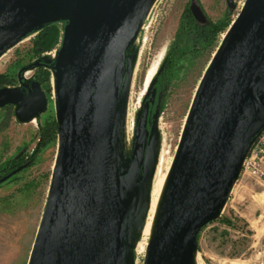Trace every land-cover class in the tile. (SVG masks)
<instances>
[{
  "label": "water",
  "instance_id": "1",
  "mask_svg": "<svg viewBox=\"0 0 264 264\" xmlns=\"http://www.w3.org/2000/svg\"><path fill=\"white\" fill-rule=\"evenodd\" d=\"M151 1L0 0V54L47 23H64L55 58L45 61L54 80L57 153L28 264H126L146 107L126 168L115 165L113 153L125 53ZM189 10L205 23L196 2ZM34 86L26 96L19 87H1L0 107L13 104L17 121H31L46 108ZM263 127L264 0H245L194 93L143 264H191L200 229L219 216Z\"/></svg>",
  "mask_w": 264,
  "mask_h": 264
},
{
  "label": "rangeland",
  "instance_id": "2",
  "mask_svg": "<svg viewBox=\"0 0 264 264\" xmlns=\"http://www.w3.org/2000/svg\"><path fill=\"white\" fill-rule=\"evenodd\" d=\"M231 1L232 9L228 7L227 0H193L205 14L206 23L211 20L222 27L214 40L205 43L196 39L188 23L183 27V16L191 4L189 0H157L141 21L126 50L127 73L117 122L127 111L129 144L126 161L116 164L120 170L126 168L129 162L135 128L144 108L143 100L153 78L164 64L169 61L173 63L160 111L151 119L148 130L140 188L129 218L127 234L132 228L139 198L146 204L159 179L167 177L168 180L200 79L245 2ZM58 28V42L42 56L47 64H52L54 50L61 43L62 22H58ZM36 35L37 31L25 35L23 40L0 54V74L10 77L14 84L19 81L20 66L34 61L38 56L32 51ZM47 70L50 83V90L45 86L48 104L39 117L21 123L17 121L11 105L0 108V168L17 151L25 150L30 155L40 141L41 127L56 122L52 74L49 68ZM33 71L34 68L24 71L22 80H29ZM118 134L117 126V147ZM56 153L57 136L39 151L31 166L0 182V264H28ZM223 217L230 219L231 224H223L220 220ZM151 237H139L136 248L127 242L126 264H143ZM196 243L195 251L203 264H264V180L241 171L219 216L200 229Z\"/></svg>",
  "mask_w": 264,
  "mask_h": 264
},
{
  "label": "trees",
  "instance_id": "3",
  "mask_svg": "<svg viewBox=\"0 0 264 264\" xmlns=\"http://www.w3.org/2000/svg\"><path fill=\"white\" fill-rule=\"evenodd\" d=\"M186 11V14L183 16V27H186V23H188V28H193L192 30L195 32V37L197 40L207 43L216 38L222 27L213 23L211 20H209V22L204 25H200L194 22L189 10L187 9ZM187 17L189 18L187 19ZM59 36L60 30L58 28V22H52L43 25L40 30H37V35L32 43V51L38 55L44 51H50L58 42ZM172 67V61H169L162 66V68L153 78L148 93L143 100L144 107L147 108V130L150 128L152 121L151 119L154 117L155 113L157 114L160 111L163 99L165 97V92L168 87L169 79L171 77ZM41 77V80L44 81L47 90H50L49 71L46 70L42 72ZM9 82L10 80L7 79L5 75L0 74V85L5 83L7 84ZM56 136L57 123L55 121L41 127L40 141L37 142L32 150V153L27 155L24 152L25 150L17 151L9 160L4 163V166L0 168V182H2L3 179L5 180L6 178L11 177L12 174H17L24 168L31 166L34 162L35 156L39 153V151L44 146H46L48 142L55 139ZM220 220L225 225L231 224L230 219L227 217H223Z\"/></svg>",
  "mask_w": 264,
  "mask_h": 264
},
{
  "label": "bare ground",
  "instance_id": "4",
  "mask_svg": "<svg viewBox=\"0 0 264 264\" xmlns=\"http://www.w3.org/2000/svg\"><path fill=\"white\" fill-rule=\"evenodd\" d=\"M156 1L157 0L151 1L143 18L146 17L147 13L153 7ZM140 25L141 24H139V26ZM32 32H35V31H32ZM57 50H54V55H56ZM5 51L2 52L1 55L4 54ZM47 68L50 69L49 66ZM51 74H52V80H53L52 71H51ZM53 84H54V80H53ZM53 96H54V91H53ZM117 126H118V133H119L118 134L119 135L118 136V147L115 146V150L113 153L115 165L117 163L122 164L124 161H126V158L128 155L129 125H128L127 111H124L123 116L120 118L119 122H117ZM166 181H167V177H161L159 179V181L156 184L155 189L153 190L152 193H150L151 195L149 196V199L146 204L144 203V200L142 198H139L138 200V204H137V207L134 212L133 219H132V228L128 231V234H127V242H129L133 248H136L138 246L137 242H138L139 237L142 238L143 236H146V235H150V236L153 235V232H154V229L157 223V219L160 213V209H161L160 206L162 205L161 202L163 201L162 198L164 197L163 194H164V190L166 187ZM191 264H203L196 251L193 252Z\"/></svg>",
  "mask_w": 264,
  "mask_h": 264
},
{
  "label": "flooded vegetation",
  "instance_id": "5",
  "mask_svg": "<svg viewBox=\"0 0 264 264\" xmlns=\"http://www.w3.org/2000/svg\"><path fill=\"white\" fill-rule=\"evenodd\" d=\"M191 2H193V0H189V4H190ZM188 7H189V5H188ZM190 14H191V13H190ZM191 15H192V14H191ZM192 18H193V16H192ZM193 19H194V18H193ZM198 24H200V25H204V24H206V21H205V23H198ZM39 30H40V29H39ZM45 52H46V51L40 53L34 61H31V60H30V61L27 62V64H23V65L20 66V68H19V70H18V73L20 72L19 74H20L21 76H22V73H23L24 71L29 70V69H31V68H34L33 75L30 77L29 80H27V81H24V80H23L22 83L19 82V81H17V83L14 84L13 81H11L12 79H11L10 77H8L7 75H5V77H6L7 79H9L10 82L7 83V84H6V83H5V84H2V85L0 86V88H1V87H9V88L19 87L21 93H22L24 96H26V95L29 94L30 91L35 90L36 87L34 86V84H35L36 82H38V83H39V86H40V89L43 91V93H44V95H45V98H46V108H47V104H48V99H47V97H46V95H47V91H46V87H45V83H44V81L41 80V79H42V77H41V73L47 70L46 63H45V61H44L45 59L42 57L43 54H44ZM17 77H18V76H17ZM8 105H11V106L14 108V105H13V104H6V105H4V106H2V107L8 106ZM2 107H0V108H2ZM46 108H45V110H46ZM45 110H43V111H41V112H37V113L35 114V117H39V115H40L42 112H44Z\"/></svg>",
  "mask_w": 264,
  "mask_h": 264
},
{
  "label": "built area",
  "instance_id": "6",
  "mask_svg": "<svg viewBox=\"0 0 264 264\" xmlns=\"http://www.w3.org/2000/svg\"><path fill=\"white\" fill-rule=\"evenodd\" d=\"M241 171L264 180V127L254 135L242 160Z\"/></svg>",
  "mask_w": 264,
  "mask_h": 264
}]
</instances>
